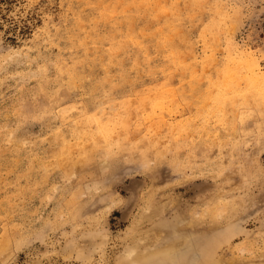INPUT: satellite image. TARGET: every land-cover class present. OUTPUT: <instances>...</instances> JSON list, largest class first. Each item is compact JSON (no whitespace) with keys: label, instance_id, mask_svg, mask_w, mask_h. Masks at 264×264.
<instances>
[{"label":"rangeland","instance_id":"1","mask_svg":"<svg viewBox=\"0 0 264 264\" xmlns=\"http://www.w3.org/2000/svg\"><path fill=\"white\" fill-rule=\"evenodd\" d=\"M0 264H264V0H0Z\"/></svg>","mask_w":264,"mask_h":264},{"label":"bare ground","instance_id":"2","mask_svg":"<svg viewBox=\"0 0 264 264\" xmlns=\"http://www.w3.org/2000/svg\"><path fill=\"white\" fill-rule=\"evenodd\" d=\"M210 262V261H209ZM211 263V262H210ZM222 263V262H221Z\"/></svg>","mask_w":264,"mask_h":264}]
</instances>
